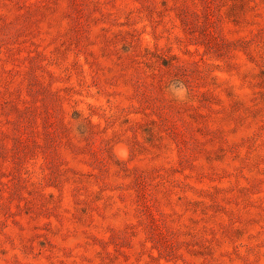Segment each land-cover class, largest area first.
I'll use <instances>...</instances> for the list:
<instances>
[{
    "label": "rangeland",
    "instance_id": "1",
    "mask_svg": "<svg viewBox=\"0 0 264 264\" xmlns=\"http://www.w3.org/2000/svg\"><path fill=\"white\" fill-rule=\"evenodd\" d=\"M0 264H264V0H0Z\"/></svg>",
    "mask_w": 264,
    "mask_h": 264
},
{
    "label": "clouds",
    "instance_id": "2",
    "mask_svg": "<svg viewBox=\"0 0 264 264\" xmlns=\"http://www.w3.org/2000/svg\"><path fill=\"white\" fill-rule=\"evenodd\" d=\"M173 91L178 97L182 99L184 98L185 93H186V89L183 86H181L180 89H175V86L173 85Z\"/></svg>",
    "mask_w": 264,
    "mask_h": 264
}]
</instances>
